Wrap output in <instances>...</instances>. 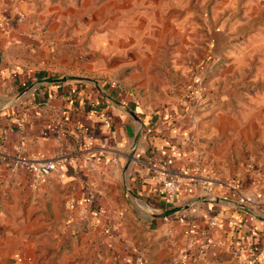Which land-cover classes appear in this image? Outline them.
Returning a JSON list of instances; mask_svg holds the SVG:
<instances>
[{
    "label": "crops",
    "instance_id": "0c3cea01",
    "mask_svg": "<svg viewBox=\"0 0 264 264\" xmlns=\"http://www.w3.org/2000/svg\"><path fill=\"white\" fill-rule=\"evenodd\" d=\"M36 1L0 0V264H116L119 242L130 249L125 264H172L175 233L212 219L219 223L214 241L233 250L242 239L252 252L242 260L264 264V212L249 209L251 220L217 189L215 202L203 200L207 188L176 148L159 145L154 157L149 120L129 92L65 74L52 62L33 28ZM18 155L55 161L57 170L33 189ZM172 175L186 192H167ZM151 226L158 239L149 245ZM162 234L174 245L166 252ZM139 237L146 242L141 250ZM147 247L148 259L141 252Z\"/></svg>",
    "mask_w": 264,
    "mask_h": 264
},
{
    "label": "rangeland",
    "instance_id": "374dc122",
    "mask_svg": "<svg viewBox=\"0 0 264 264\" xmlns=\"http://www.w3.org/2000/svg\"><path fill=\"white\" fill-rule=\"evenodd\" d=\"M35 3L37 42H45L65 74L129 92L130 103L149 120L148 140L186 154V167L202 186L210 182L203 200L215 202L217 189L229 202L244 200L263 212L264 0ZM149 150L155 157L159 149ZM146 207L141 211L149 217ZM210 221L175 233L179 248L172 264H245L234 249L214 241L217 227ZM150 229L152 245L158 237ZM139 238L141 250L146 242ZM162 240L160 250L171 249L170 237L162 234ZM119 243L114 260L125 264L130 249ZM149 249L141 251L146 259L153 255Z\"/></svg>",
    "mask_w": 264,
    "mask_h": 264
},
{
    "label": "built area",
    "instance_id": "2783aa9c",
    "mask_svg": "<svg viewBox=\"0 0 264 264\" xmlns=\"http://www.w3.org/2000/svg\"><path fill=\"white\" fill-rule=\"evenodd\" d=\"M7 137H3V141L6 140ZM16 165L22 168L26 174L28 175L30 186L33 189H38L40 186L44 185L48 182V180L52 177L54 172L57 170V164L55 161H46V162H33L22 158V156L18 155L16 158ZM212 184V183H211ZM210 187V182H205V187ZM165 189L169 194H177L181 192H186V188L182 185L176 175H172L166 183L164 184ZM246 202L241 201V203L237 204V208L243 213L248 214L250 216L249 208L245 204ZM250 203V202H249ZM248 203V204H249ZM250 205V204H249ZM251 220L254 217L251 215ZM210 224L212 227H218V220H211ZM233 254L236 258L243 259L248 258L251 259L252 252L249 250L245 241L242 239L237 242L236 248L233 250ZM252 264H257L256 260H251ZM183 264H186L184 262ZM246 264V262H245Z\"/></svg>",
    "mask_w": 264,
    "mask_h": 264
},
{
    "label": "trees",
    "instance_id": "16d2710c",
    "mask_svg": "<svg viewBox=\"0 0 264 264\" xmlns=\"http://www.w3.org/2000/svg\"><path fill=\"white\" fill-rule=\"evenodd\" d=\"M99 87H106V88H110V87H112V85H105V84H102V83H100V82H96V81H94ZM158 139H156V141H157ZM150 142V146L151 145H154V149H158L159 148V145H157V142H153V141H149ZM159 144V143H158ZM150 151V150H149ZM263 212H264V209L262 210ZM105 223H106V225L110 228V229H113V224L111 225L110 223H109V221H108V219L107 220H105ZM152 227V226H151Z\"/></svg>",
    "mask_w": 264,
    "mask_h": 264
},
{
    "label": "water",
    "instance_id": "95a60500",
    "mask_svg": "<svg viewBox=\"0 0 264 264\" xmlns=\"http://www.w3.org/2000/svg\"><path fill=\"white\" fill-rule=\"evenodd\" d=\"M172 212H175V210L168 211V212H166L165 214H163L162 216H168V215L172 214Z\"/></svg>",
    "mask_w": 264,
    "mask_h": 264
}]
</instances>
